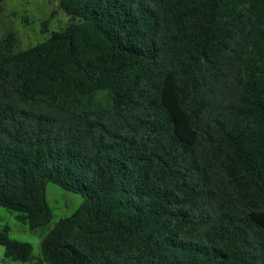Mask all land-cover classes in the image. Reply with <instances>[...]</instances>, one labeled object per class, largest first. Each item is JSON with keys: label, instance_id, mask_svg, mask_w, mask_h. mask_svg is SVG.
Segmentation results:
<instances>
[{"label": "trees", "instance_id": "obj_1", "mask_svg": "<svg viewBox=\"0 0 264 264\" xmlns=\"http://www.w3.org/2000/svg\"><path fill=\"white\" fill-rule=\"evenodd\" d=\"M58 5L63 30L0 55V207L36 231L48 182L83 202L38 259L0 231L5 258L264 264V0Z\"/></svg>", "mask_w": 264, "mask_h": 264}, {"label": "rangeland", "instance_id": "obj_2", "mask_svg": "<svg viewBox=\"0 0 264 264\" xmlns=\"http://www.w3.org/2000/svg\"><path fill=\"white\" fill-rule=\"evenodd\" d=\"M49 20L47 32H41L42 23ZM70 18L58 5V0H2L0 3V55L7 54L6 40L10 34L16 39L13 52L29 49L47 41L53 32L63 30ZM48 206L53 212L52 221L43 228L31 231L18 221V212L0 207V231L9 229V237L33 247V256L38 259L41 253V240L60 219L71 217L81 206V195L66 191L53 182L45 188ZM0 264H21L8 260L4 248L0 246Z\"/></svg>", "mask_w": 264, "mask_h": 264}]
</instances>
